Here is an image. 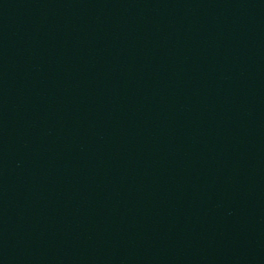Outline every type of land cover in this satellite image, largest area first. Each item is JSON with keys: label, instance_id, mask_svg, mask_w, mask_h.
<instances>
[{"label": "water", "instance_id": "water-1", "mask_svg": "<svg viewBox=\"0 0 264 264\" xmlns=\"http://www.w3.org/2000/svg\"><path fill=\"white\" fill-rule=\"evenodd\" d=\"M0 264H264V0H0Z\"/></svg>", "mask_w": 264, "mask_h": 264}]
</instances>
